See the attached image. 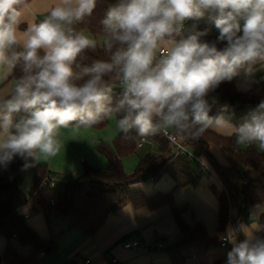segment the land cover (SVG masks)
<instances>
[{
  "label": "clouds",
  "instance_id": "1",
  "mask_svg": "<svg viewBox=\"0 0 264 264\" xmlns=\"http://www.w3.org/2000/svg\"><path fill=\"white\" fill-rule=\"evenodd\" d=\"M101 2L46 0L39 12L35 0H0V165L17 156L48 161L61 151L63 130L113 119L125 137L163 131L177 144L213 129L264 152V100L234 125L228 105L210 115L209 99L264 64V0H110L97 37L81 25ZM206 17L218 32L212 41L204 39L211 27H186ZM98 47L107 58L77 63ZM261 231L229 226L226 264H264Z\"/></svg>",
  "mask_w": 264,
  "mask_h": 264
},
{
  "label": "trees",
  "instance_id": "2",
  "mask_svg": "<svg viewBox=\"0 0 264 264\" xmlns=\"http://www.w3.org/2000/svg\"><path fill=\"white\" fill-rule=\"evenodd\" d=\"M108 2L110 0H102L92 17L81 27L99 36V21L103 18ZM217 36L210 34L204 39L212 41ZM217 46L222 48L224 45ZM95 58L105 59L107 53L98 47L96 53H86L85 58L78 59L77 63L81 66H90L91 60ZM219 91L221 93L219 103H214L209 95L214 105L212 115L217 114L216 110L220 105H228L229 108L238 112H244L245 109L252 111L264 100V79L257 82L248 92L238 91L233 80L221 83ZM122 92L123 89L119 86L113 89V106L121 98ZM108 123L109 121H105L94 128L103 129ZM141 139L136 136V130L133 129L129 137L119 134L112 142L99 141L96 149L106 157L108 165L105 168H95L85 162L83 174L70 179L57 192L41 187L42 181L51 173L46 165L39 164L31 157H15L6 166L5 172L0 175V236L7 239L6 247L0 256V263L5 260L9 264H38L42 258L58 250L57 235L42 238L19 212L18 209L21 206L30 205L34 210L39 204L47 220L56 212L70 221V229H78L89 235L99 229L107 214L130 203L136 209L155 210L165 205L171 207L173 217L182 234V239L167 249L173 264H183L192 257L199 258L202 264H226L227 253L231 248L224 249L222 256L209 262L211 253L220 246V239L208 232L203 221L188 223L183 214L189 206H178L175 202L176 188L187 185L196 186L199 183L201 176L197 173V166H193L194 161L185 155H176L168 139L161 132H157L147 137L149 141L157 145V152L141 157L136 169L132 173H127L123 161L137 152L138 142ZM182 142L199 153L229 189L231 199L239 205L237 207L238 225L241 224L240 222L248 224L251 220L247 215L248 210L250 208L254 210L259 203L264 202V152L259 151L255 145L241 148L234 137L223 136L212 130H207L199 138H188ZM212 145L222 151L227 164L216 157L211 150ZM238 167L242 169L243 175L240 174ZM27 172L33 173V185L28 196L21 188ZM165 175H170L175 180V189L157 190L147 194L142 189L133 188V185L147 182L151 177L153 181H157ZM244 178L247 183H243ZM217 188L215 183L211 184V189L215 193ZM241 194H244V199L240 203ZM54 196L56 197L55 205L49 201ZM217 198L219 202L218 232L223 233L230 220L229 201L223 190H220ZM257 221L258 229H264V213L258 216ZM241 234L239 233L240 239L243 240ZM257 235L264 237V231L258 232ZM14 238L31 245V252L20 253L12 243Z\"/></svg>",
  "mask_w": 264,
  "mask_h": 264
},
{
  "label": "crops",
  "instance_id": "3",
  "mask_svg": "<svg viewBox=\"0 0 264 264\" xmlns=\"http://www.w3.org/2000/svg\"><path fill=\"white\" fill-rule=\"evenodd\" d=\"M35 3L39 12H42L46 7V0H35ZM193 23L201 30L205 27H211L210 34L218 35L217 30L208 23L207 17L200 21H191L190 27ZM21 27H26V25ZM253 68L254 71L251 75L246 76L242 71L239 76L233 79L238 91L248 92L257 82L264 79V64L257 62ZM209 95L214 103L221 101L219 87ZM250 112V109L238 112L233 108H229L226 115L230 118L232 124L239 125ZM209 130L223 136L234 137L228 135L227 132ZM118 135L119 133L115 132V125L110 131L95 128H81L77 131L72 128L63 130V146L60 153L48 161L37 160V162L46 165L51 172L62 174L65 177L69 176L71 179L77 178L84 172L82 162L85 160L81 158L82 160L78 161V154L89 153V162L93 167L105 168L108 161L105 156L97 151L96 144L101 140L112 142ZM211 150L221 162L227 164L224 154L217 146L212 145ZM141 157L143 156H140L135 162L137 165ZM132 159L131 156H128L123 161L127 173L134 171L135 163ZM5 168V166L0 165V175L5 172ZM28 181H30V176L27 179ZM31 181V185H33V176ZM212 183H215L213 179L201 176L196 186L187 185L175 189V180L170 175H165L157 181L135 184L133 188L142 189L147 194L157 190L169 191L175 189L176 204L178 206H189L183 214L185 220L191 224L197 220L203 221L208 232L217 237L219 233V202L217 195L211 189ZM23 192L26 196L30 193L27 194V191L24 190ZM18 210L25 217L27 223L42 238L57 235V252L49 258H42L38 264H85L87 259H90L92 264H115L113 259H118V264H173L167 249L170 245L182 239L180 228L169 205L149 210L147 208L136 209L132 204L127 203L117 211L107 214L99 229L89 235L78 229H70V221L56 212L47 220L39 204L36 205L34 210L30 205L21 206ZM254 223L258 225L257 220ZM14 239L18 240L17 238ZM4 240L0 256L7 244V239ZM131 241H137L138 244L128 247L127 244ZM157 243H163L164 247L160 249L156 245ZM17 250L22 254H28L32 248L30 247L24 251L17 248ZM0 264L9 263L2 260ZM183 264L202 263L199 258L192 257Z\"/></svg>",
  "mask_w": 264,
  "mask_h": 264
},
{
  "label": "built area",
  "instance_id": "4",
  "mask_svg": "<svg viewBox=\"0 0 264 264\" xmlns=\"http://www.w3.org/2000/svg\"><path fill=\"white\" fill-rule=\"evenodd\" d=\"M190 23L191 21H188L186 23V27H190ZM218 33V32H217ZM217 112V110H216ZM214 112L212 111L210 113V115H212ZM162 135L164 137H166L169 141L170 146L172 147L173 151L175 152L176 155H185L187 156L190 160L196 162L197 165V173L198 175L202 176V177H206L209 179H213L215 184L221 189L223 190L228 198L229 201V217L230 220L228 222V227L231 226L233 229H236L235 226H233L232 224V219L233 217H235L237 215V207H239L238 204H235L233 202V200L231 199V193L229 191V189L224 185V183L222 182V180L219 178V176L217 175V173L215 172V170L210 166V164L205 161L200 155L199 153H197L195 150H193L191 147H189L187 144L183 143L182 141H179L177 144H172L169 140V138L164 134L163 131H161ZM146 142H149V140L147 138H142L139 142H138V147H142ZM238 169L240 170V174L243 175L242 173V169L240 167H238ZM70 181V179H68L65 176H60L57 173L51 172L43 181L41 184V187H45L48 188L54 192H57L61 187H64L68 182ZM149 181H153V178L151 177L149 179ZM243 183H247L246 178L243 179ZM244 199V194H241L240 197V203L242 202V200ZM50 203L55 205L56 204V197L54 196L53 198H51ZM250 219H253L255 216L254 210L252 208H250L248 210V214ZM227 227V228H228ZM226 233L223 232L221 237L224 236ZM220 237V246L224 249H228V248H232V244L227 242L226 240L221 239ZM138 244L137 241H131L127 244L128 247H133L136 246ZM160 249H162L164 247L163 243H157L156 244ZM113 262L115 264H118V259H113ZM85 264H92L90 259L85 260Z\"/></svg>",
  "mask_w": 264,
  "mask_h": 264
},
{
  "label": "rangeland",
  "instance_id": "5",
  "mask_svg": "<svg viewBox=\"0 0 264 264\" xmlns=\"http://www.w3.org/2000/svg\"><path fill=\"white\" fill-rule=\"evenodd\" d=\"M192 22H194V21H192ZM86 30V29H85ZM86 31H88V30H86ZM89 32V31H88ZM91 33V32H90ZM92 34V33H91ZM97 37H99V36H97ZM111 121V122H110ZM115 123V120L113 119V120H109V123H108V125L105 127V128H103V129H100V130H106V131H110L111 129H113L114 128V124ZM110 127V128H109ZM110 129V130H109ZM241 146V145H240ZM241 147H244V146H241ZM259 150V149H258ZM260 151V150H259ZM157 152V145L155 144V143H153V142H151V141H149V142H146L142 147H138V149H137V152L136 153H134V154H132V155H130L133 159V161H134V163L138 160V158L140 157V156H144V155H146V154H148V153H156ZM81 158H83V159H87L86 161L84 160L83 162H82V164H83V166H84V164H85V162H87L88 164H90V162H89V153H79L78 154V157H77V159H78V161H80V160H82ZM223 163V162H222ZM91 165V164H90ZM193 166L194 167H196L197 166V163L196 162H193ZM136 167H137V163H135V167H134V170L136 169ZM60 176H62V174H59ZM30 176V181H28L27 182V179H28V177ZM32 176H33V173L32 172H27L26 173V175H25V177H24V179H23V183H22V189L24 190V191H27V194L30 192V190H31V183H32V181H31V179H32ZM68 179H71V177H69V176H66ZM162 180V179H161ZM162 181H166L165 179L164 180H162ZM218 190H217V192L215 193L216 195H217V197H218V194H219V192H220V188L218 187L217 188ZM257 206H264V202H261V203H259ZM257 206H256V208L254 209V213L256 212V209H257ZM259 214H261V213H259V212H257V213H255V216H254V218L253 219H251L250 220V222L248 223V224H246V223H244V225H247L248 226V228L249 229H258V225H256V223H254V221H256L257 220V218H258V216H259ZM238 219H237V215L235 216V217H233V219H232V224H233V226H235V228L236 227H239V225H238V221H237ZM241 224H243L242 222H240ZM239 223V224H240ZM240 224V225H241ZM227 227H228V225L226 226V228H225V230H224V232L226 231V229H227ZM221 235H222V233H218V236H217V238L218 239H220V237H221ZM241 236L243 237V239L245 238L244 237V235L243 234H241ZM238 240L239 241H242V239H240V235L238 234ZM5 237L4 236H0V250H1V247L3 246V244H4V242H5ZM14 241V244H15V246L19 249V250H21V251H24V250H27L28 248H32V246L31 245H29V244H27V243H22V242H19L18 240H15V239H13ZM1 252H2V250H1ZM223 253H224V248H222L221 246H218V248H216L212 253H211V255L209 256V258H208V261L209 262H212L215 258H218V257H220V256H222L223 255ZM55 254V253H54ZM54 254H52V255H54ZM52 255H50V256H52ZM50 256H48V257H46V258H49Z\"/></svg>",
  "mask_w": 264,
  "mask_h": 264
}]
</instances>
